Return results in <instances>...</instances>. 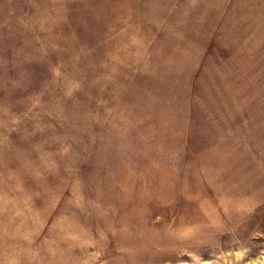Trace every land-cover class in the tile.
Returning <instances> with one entry per match:
<instances>
[{
	"label": "rangeland",
	"instance_id": "374dc122",
	"mask_svg": "<svg viewBox=\"0 0 264 264\" xmlns=\"http://www.w3.org/2000/svg\"><path fill=\"white\" fill-rule=\"evenodd\" d=\"M0 264H264V0H0Z\"/></svg>",
	"mask_w": 264,
	"mask_h": 264
}]
</instances>
